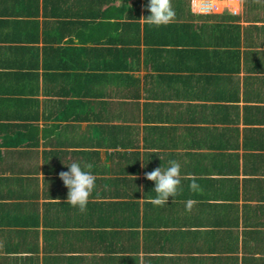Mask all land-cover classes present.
Wrapping results in <instances>:
<instances>
[{"label": "crops", "instance_id": "obj_1", "mask_svg": "<svg viewBox=\"0 0 264 264\" xmlns=\"http://www.w3.org/2000/svg\"><path fill=\"white\" fill-rule=\"evenodd\" d=\"M206 1L156 27L147 0H0V264H264V0Z\"/></svg>", "mask_w": 264, "mask_h": 264}, {"label": "clouds", "instance_id": "obj_2", "mask_svg": "<svg viewBox=\"0 0 264 264\" xmlns=\"http://www.w3.org/2000/svg\"><path fill=\"white\" fill-rule=\"evenodd\" d=\"M146 11L149 15L142 19L156 27L167 26L175 16L171 0H147ZM168 163L169 166L166 168L160 166L145 173V179L153 182L152 193L156 194L153 203L157 205L168 202L169 197H176L181 190L180 164L175 160H170ZM66 167L67 171L59 173V179L68 190L64 203L83 213L87 210L89 197L94 191L96 177L89 170L90 165L82 167L80 164L72 162ZM144 167L147 165L144 164ZM188 187L193 192L200 190V186L195 181ZM192 203V200H188L186 206L190 208Z\"/></svg>", "mask_w": 264, "mask_h": 264}, {"label": "trees", "instance_id": "obj_3", "mask_svg": "<svg viewBox=\"0 0 264 264\" xmlns=\"http://www.w3.org/2000/svg\"><path fill=\"white\" fill-rule=\"evenodd\" d=\"M101 131V133L103 134V138H109V136L105 133V128H101L100 129ZM101 139H102V137H101ZM133 146H135V145H133ZM124 148H128V146H124ZM80 155H84V153H79V158H80ZM131 160V162L134 160V155H129V157H128V160ZM123 161H125L126 160V158H123L122 159ZM47 167V168H46ZM45 167V170L46 171H48L49 169H51V167H49V166H46ZM125 172H127V173H129V171L128 170H124ZM136 203H130V202H125L124 203V207H125V214H126V212L129 210V209H135V207H136ZM156 205V204H155ZM155 205H153L154 206V208L159 212V214L161 215V214H164L165 216H164V219H165V217H166V215H167V213L169 212V210H159L158 208H156L155 207ZM146 210H147V208H146ZM156 215H157V212H156ZM169 217H170V214H169ZM145 218H147L146 216H145ZM235 264V263H234Z\"/></svg>", "mask_w": 264, "mask_h": 264}, {"label": "rangeland", "instance_id": "obj_4", "mask_svg": "<svg viewBox=\"0 0 264 264\" xmlns=\"http://www.w3.org/2000/svg\"><path fill=\"white\" fill-rule=\"evenodd\" d=\"M213 0L210 1H206V2H202V7L200 8V13H205L206 11H208L209 8L213 7ZM264 262V260H263ZM248 264H253V262L250 260V262H248Z\"/></svg>", "mask_w": 264, "mask_h": 264}, {"label": "built area", "instance_id": "obj_5", "mask_svg": "<svg viewBox=\"0 0 264 264\" xmlns=\"http://www.w3.org/2000/svg\"><path fill=\"white\" fill-rule=\"evenodd\" d=\"M194 2V1H193ZM209 10V9H208Z\"/></svg>", "mask_w": 264, "mask_h": 264}]
</instances>
